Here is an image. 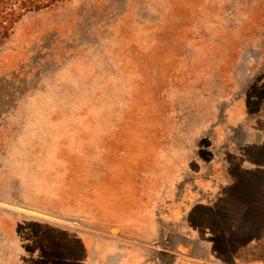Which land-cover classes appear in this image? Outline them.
Masks as SVG:
<instances>
[{
    "label": "rangeland",
    "instance_id": "obj_1",
    "mask_svg": "<svg viewBox=\"0 0 264 264\" xmlns=\"http://www.w3.org/2000/svg\"><path fill=\"white\" fill-rule=\"evenodd\" d=\"M171 184L176 198L235 196L234 212L201 226L200 206L189 223L226 232L220 262L264 264V216L240 212L264 196V0L26 15L0 46V264H115L110 245L145 246Z\"/></svg>",
    "mask_w": 264,
    "mask_h": 264
},
{
    "label": "crops",
    "instance_id": "obj_2",
    "mask_svg": "<svg viewBox=\"0 0 264 264\" xmlns=\"http://www.w3.org/2000/svg\"><path fill=\"white\" fill-rule=\"evenodd\" d=\"M197 172L198 174L201 173V168ZM198 182L196 183L198 184ZM205 183L210 184L209 181H205ZM170 189L171 190L166 193L163 199L165 208L161 213H158L160 218L157 221L160 222H158L156 228L147 229V231H149L146 235L150 238L147 239L145 246L140 241H133L134 244L129 246L126 242L122 244L119 242V244L115 246L110 245L109 256L119 259L115 264H224V262H220L219 259L215 257L218 256L217 250L215 249L217 240H219L221 236L224 237L226 232L224 233L221 229L220 233L214 236L213 234L216 230H213L211 227L208 232L209 234L206 232L202 234L203 231L201 227L198 225H191L189 220L192 211H195V209H198L200 206H202L204 208L203 211H205L204 217L203 214L200 216L201 226L204 224V220L210 221L214 219L215 216H218L220 220L222 219L223 205H225V210L227 209L229 213V209L232 210L229 203L237 201L236 197L228 195V190L226 189H222L218 192V190L214 188V185L210 190V192L214 193L213 196L206 200L197 196L188 198L186 194L181 198H176L173 196L174 185L171 184ZM206 190L207 188H205V191ZM168 196L170 199L167 198ZM261 199V204H263V206H261V204L257 206V203L254 204L255 207L251 205L240 209V212L262 218L264 216V196ZM252 203L255 202L252 200ZM153 220L156 221V217H154ZM218 224L221 223L218 222ZM189 225H191V227ZM238 231L239 233L235 234ZM253 231V237L256 236L258 240H260L259 236L264 234V229L260 232V228H254ZM242 232L240 233V230L230 223L228 227L229 235L228 237L226 236L227 241H229V243H240ZM199 235L206 239H201ZM244 235H248L247 231H245ZM125 236L132 240L135 239L127 235ZM139 245L144 247L142 248ZM257 245L256 249H254L255 251L253 250L254 252L259 251ZM228 264L230 263L228 262ZM244 264H260V262L258 258H256L255 260H247Z\"/></svg>",
    "mask_w": 264,
    "mask_h": 264
},
{
    "label": "trees",
    "instance_id": "obj_3",
    "mask_svg": "<svg viewBox=\"0 0 264 264\" xmlns=\"http://www.w3.org/2000/svg\"><path fill=\"white\" fill-rule=\"evenodd\" d=\"M64 1L67 0H0V46L9 39L15 26L26 15L49 9Z\"/></svg>",
    "mask_w": 264,
    "mask_h": 264
}]
</instances>
